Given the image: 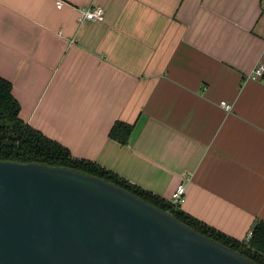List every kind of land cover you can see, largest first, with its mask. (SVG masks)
I'll return each instance as SVG.
<instances>
[{"label":"crops","instance_id":"1","mask_svg":"<svg viewBox=\"0 0 264 264\" xmlns=\"http://www.w3.org/2000/svg\"><path fill=\"white\" fill-rule=\"evenodd\" d=\"M56 1L0 0L21 119L164 201L183 183L179 209L243 243L264 221V75L245 80L264 67V0ZM91 5L104 20L80 25Z\"/></svg>","mask_w":264,"mask_h":264},{"label":"water","instance_id":"2","mask_svg":"<svg viewBox=\"0 0 264 264\" xmlns=\"http://www.w3.org/2000/svg\"><path fill=\"white\" fill-rule=\"evenodd\" d=\"M0 264H255L126 190L0 161Z\"/></svg>","mask_w":264,"mask_h":264},{"label":"trees","instance_id":"3","mask_svg":"<svg viewBox=\"0 0 264 264\" xmlns=\"http://www.w3.org/2000/svg\"><path fill=\"white\" fill-rule=\"evenodd\" d=\"M21 107L12 95L11 83L0 77V161L22 164L38 163L63 167L97 177L137 196L154 207L169 212L178 221L223 246L238 251L255 264H264V221H257L248 244H243L203 222L174 208L169 201L149 193L92 162L73 158L67 148L26 124L20 117ZM132 126L115 122L109 137L121 145L128 142Z\"/></svg>","mask_w":264,"mask_h":264},{"label":"built area","instance_id":"4","mask_svg":"<svg viewBox=\"0 0 264 264\" xmlns=\"http://www.w3.org/2000/svg\"><path fill=\"white\" fill-rule=\"evenodd\" d=\"M63 5H65L64 2L57 0L55 2L56 8L60 9ZM77 22L81 25L85 22H101L104 20V11L102 8L98 6L91 5L89 7L80 8L77 9ZM264 75V67L262 65H258L255 67L245 78L246 81H255L261 78ZM220 106L227 112L231 110V106L227 105L225 102H221ZM186 187L183 183H180L177 185L175 190L170 196L169 203L174 208H179L182 201L183 196L185 195ZM252 237V232L250 231L243 244H248L250 238Z\"/></svg>","mask_w":264,"mask_h":264}]
</instances>
